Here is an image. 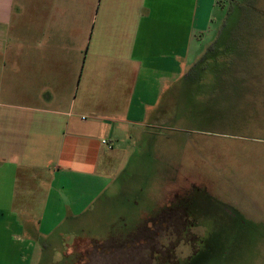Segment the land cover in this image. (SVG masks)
Segmentation results:
<instances>
[{
  "label": "crops",
  "instance_id": "crops-1",
  "mask_svg": "<svg viewBox=\"0 0 264 264\" xmlns=\"http://www.w3.org/2000/svg\"><path fill=\"white\" fill-rule=\"evenodd\" d=\"M219 1L0 0V264H32L106 193L123 131L167 115L216 40Z\"/></svg>",
  "mask_w": 264,
  "mask_h": 264
},
{
  "label": "rangeland",
  "instance_id": "rangeland-1",
  "mask_svg": "<svg viewBox=\"0 0 264 264\" xmlns=\"http://www.w3.org/2000/svg\"><path fill=\"white\" fill-rule=\"evenodd\" d=\"M219 3L209 58L123 131L114 182L32 264H264V0H234L224 27Z\"/></svg>",
  "mask_w": 264,
  "mask_h": 264
},
{
  "label": "trees",
  "instance_id": "trees-1",
  "mask_svg": "<svg viewBox=\"0 0 264 264\" xmlns=\"http://www.w3.org/2000/svg\"><path fill=\"white\" fill-rule=\"evenodd\" d=\"M233 1L234 0H230V3H229L230 5H229L228 11H227V16H226V18L224 20V23H223V26L222 27H224L226 25V22H227V20L229 19L230 15H231V12H232V2ZM221 33H222V28L220 27V31L218 33V36H217L216 40L211 44V46H209V48L207 49V51L201 56V58L195 64L196 65L195 67H199L200 64H202L206 59L209 58V53L212 51V49L214 48L215 44L218 42V39L221 36ZM193 69H194V67H193ZM187 86L189 87V81L187 82Z\"/></svg>",
  "mask_w": 264,
  "mask_h": 264
},
{
  "label": "built area",
  "instance_id": "built-area-1",
  "mask_svg": "<svg viewBox=\"0 0 264 264\" xmlns=\"http://www.w3.org/2000/svg\"><path fill=\"white\" fill-rule=\"evenodd\" d=\"M103 144L107 145L110 149L113 148L111 144H109L108 141H103Z\"/></svg>",
  "mask_w": 264,
  "mask_h": 264
},
{
  "label": "flooded vegetation",
  "instance_id": "flooded-vegetation-1",
  "mask_svg": "<svg viewBox=\"0 0 264 264\" xmlns=\"http://www.w3.org/2000/svg\"><path fill=\"white\" fill-rule=\"evenodd\" d=\"M217 214H218V216H217L218 218H221V217H222L220 212L217 213ZM217 214H216V215H217ZM209 227H210V225H208V228H209Z\"/></svg>",
  "mask_w": 264,
  "mask_h": 264
}]
</instances>
